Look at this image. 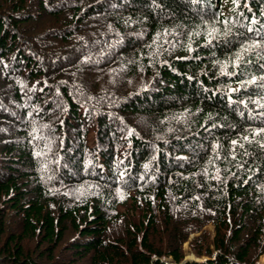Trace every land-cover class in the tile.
Wrapping results in <instances>:
<instances>
[{"label":"trees","instance_id":"trees-1","mask_svg":"<svg viewBox=\"0 0 264 264\" xmlns=\"http://www.w3.org/2000/svg\"><path fill=\"white\" fill-rule=\"evenodd\" d=\"M262 253L264 0H0V264Z\"/></svg>","mask_w":264,"mask_h":264},{"label":"rangeland","instance_id":"rangeland-1","mask_svg":"<svg viewBox=\"0 0 264 264\" xmlns=\"http://www.w3.org/2000/svg\"><path fill=\"white\" fill-rule=\"evenodd\" d=\"M119 210L122 213H127V214L132 213L133 216L127 217V221L130 220V218H131L132 221H134L136 223H141L143 221L144 214L146 213L144 208H142L141 206H137L134 202H132L131 199L128 200V202L126 204L120 205ZM202 230L206 232L207 236L210 238L209 241H211V239L214 236V224L212 222H209L203 226ZM202 230L192 233L190 235V238L184 243L183 248H184V252H185V257H188V258H194V257L206 258L207 257L204 255H202V256L197 255L196 252L190 246L191 238L199 235L202 232ZM161 258L165 259V260L167 259L169 264H174V262L168 256L161 257ZM204 258H202V260ZM259 262L264 263V253H262L259 256Z\"/></svg>","mask_w":264,"mask_h":264},{"label":"water","instance_id":"water-1","mask_svg":"<svg viewBox=\"0 0 264 264\" xmlns=\"http://www.w3.org/2000/svg\"><path fill=\"white\" fill-rule=\"evenodd\" d=\"M188 259L202 260V257H200V258H199V257H194V258H188V257H185V258H184V261H185V260H188Z\"/></svg>","mask_w":264,"mask_h":264}]
</instances>
